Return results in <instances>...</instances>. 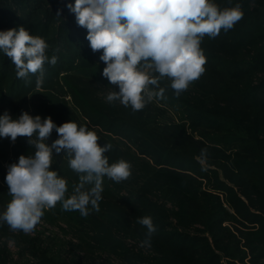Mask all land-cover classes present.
I'll return each instance as SVG.
<instances>
[{
	"label": "trees",
	"instance_id": "1",
	"mask_svg": "<svg viewBox=\"0 0 264 264\" xmlns=\"http://www.w3.org/2000/svg\"><path fill=\"white\" fill-rule=\"evenodd\" d=\"M212 2L221 9L240 3L243 18L214 39L203 38L205 71L179 97L167 77L160 82L164 97L190 113L168 122L155 109V100L136 112L121 103L98 107L93 92L74 79V73L105 65L99 59L102 51L92 52L87 30L66 6L75 0H0V31L22 26L48 43L49 60L58 57L54 66L45 63L44 87L33 92L36 75L29 74L30 83L17 78L15 65L0 51V100L21 98L27 104L33 92L31 116H50L57 126L73 121L91 131L104 128L97 143L112 145L104 153L109 164L124 159L132 165L125 181L103 178L99 210L89 205L87 217L63 210L59 202L45 210L42 218L64 224L78 243L72 239L55 251L44 244L53 240L12 232L0 223V264H264V0ZM54 81L63 82L61 91L68 88L89 122L65 101L40 92ZM197 128L202 129L198 139ZM58 138L53 130L50 141ZM27 140L17 138L11 164L20 155H34ZM190 140L196 148L187 146ZM61 155H53L51 170L67 181V197L80 174ZM5 177L0 172V213L11 200ZM145 216L157 228L150 246L142 245L146 228L137 223Z\"/></svg>",
	"mask_w": 264,
	"mask_h": 264
},
{
	"label": "clouds",
	"instance_id": "2",
	"mask_svg": "<svg viewBox=\"0 0 264 264\" xmlns=\"http://www.w3.org/2000/svg\"><path fill=\"white\" fill-rule=\"evenodd\" d=\"M66 6L78 26L87 30L92 52L102 51L99 59L106 65L102 76L119 89L110 91L106 100L131 106L133 112L154 98H164L160 82L165 77L179 97L205 71L203 38L214 39L221 29L227 32L244 15L240 3L221 9L212 0H75ZM48 48L43 38L22 26L0 31V51L15 65L17 78L30 83L29 74L36 75L37 88L43 83L45 63L54 66L58 60L56 55L49 60ZM53 130L59 138L49 146L46 141ZM0 137L10 138L13 144L18 137H27L35 148L34 155H20L18 163L7 166L11 200L0 213V223L12 232L32 233L45 210L58 202L63 210L87 217L89 205L99 210L104 177L120 183L131 176L130 162L120 159L109 164L104 153L112 145L101 147L94 131L73 121L57 126L50 116L42 119L24 111L14 119L5 112L0 115ZM53 152H63L69 167L80 174L70 196L66 197L67 181L51 170ZM206 156L207 150L202 149L201 157ZM137 223L146 228L142 245L150 246L157 231L152 218L145 216Z\"/></svg>",
	"mask_w": 264,
	"mask_h": 264
},
{
	"label": "rangeland",
	"instance_id": "3",
	"mask_svg": "<svg viewBox=\"0 0 264 264\" xmlns=\"http://www.w3.org/2000/svg\"><path fill=\"white\" fill-rule=\"evenodd\" d=\"M104 67H106V65H102L100 63L95 67L94 70L86 71L84 73H79V74L74 73L73 76L75 80L80 81L82 84H84L86 87H88L93 92L94 104L98 107H103L106 109V108H111L115 106L116 103L119 104L120 102L114 101V102L109 103L106 100L108 93L110 91L116 90V88L114 87V85H110L109 81L102 76ZM57 84H58L57 81H54L49 86H47L46 89H41L42 91L40 92L54 95L55 97L59 98V101H65V104L67 105L68 108L73 107L76 110V113L79 116L78 118L80 120H82L83 122H89L88 117L85 114L81 113L79 110H77L76 107L74 106L72 97L69 95V92H66L68 91V88L64 86L63 88L65 90L63 92L61 91L60 87L64 85L63 82H60V85H57ZM33 85L36 86V83L33 82ZM43 87L44 86H41L40 88H43ZM40 88L36 87L33 90V92H37V90ZM33 92H31L30 94H27L28 101L25 99L27 104L23 100H21V98L19 99L9 98V99H5L4 101L0 100V115H3L5 112H8L9 115L14 119L18 118L19 115L24 111L28 112L29 115H35V113L32 112L33 103L35 102V100L34 98L30 99V96L32 95ZM20 97L23 98L24 94H22ZM154 100H155V104H154L155 109L156 110L161 109L165 114L162 116V113H161L163 121H168V122L177 121L178 122L179 116L185 117L190 114L189 112H186L184 108H180L179 106L174 104L173 101L169 100L166 97L154 98ZM155 113L158 115L157 111ZM159 116L160 115H158V117ZM92 130L97 134L98 137H100L98 135L99 131H102V130L105 131L104 128L98 129L97 126L92 127ZM201 130H202L201 128H197L196 131L193 132L197 136V139L200 138L198 135H200L199 132ZM123 140L128 144L131 143V141H129L126 136H123ZM15 143L13 144L10 138L0 137V172L6 173V175H7V166L11 164V161L13 159L12 150H13V146L15 145ZM46 143L49 146L52 144L50 139H48ZM187 146H190L193 149L196 148V144H194L192 140H190L187 143ZM61 154H62L61 157H66V155H64L63 153ZM53 155H56V153L53 152ZM2 185L4 187L3 183ZM4 203H5V199L3 200V204H1L3 207L5 206ZM63 228H66L64 224L50 223L44 218H41L40 222L36 225L34 231L28 235L29 236L33 235L36 237L43 238V240L45 241L53 240L51 243L46 242L44 244L48 246L51 245L53 246L55 251H58L62 247V243H66L67 245L69 242H72V239H75V236L71 232L66 233ZM54 240L56 242H54ZM78 242L79 241H76L75 239V243H78ZM9 246L11 249L10 252L12 253V256L14 257V259H17L19 255L17 246L12 241L9 243Z\"/></svg>",
	"mask_w": 264,
	"mask_h": 264
}]
</instances>
